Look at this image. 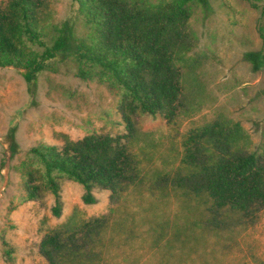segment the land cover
Masks as SVG:
<instances>
[{
	"label": "rangeland",
	"instance_id": "1",
	"mask_svg": "<svg viewBox=\"0 0 264 264\" xmlns=\"http://www.w3.org/2000/svg\"><path fill=\"white\" fill-rule=\"evenodd\" d=\"M131 1L153 6L170 0ZM209 1V12L190 6L193 46L176 63L182 87L176 116L169 123L161 116L134 117L136 133L126 143L137 178L118 200L94 189L95 203L85 204L84 188L63 181L61 215L54 217V197L28 201L17 170L38 145L60 148L65 138L126 134L119 97L97 81L76 78L75 64L61 58L32 86L20 71L0 68V264H48L39 254L47 235L61 230L66 238L102 217L106 222L98 235L77 237L83 256L64 264H264V210L251 223L214 211L206 197L174 183L183 139L216 120L240 124L248 151L264 156V70L254 73L243 59L262 48L257 28L264 26V0L258 10L244 0ZM52 8L55 23L71 17L76 36L90 37L73 0H54Z\"/></svg>",
	"mask_w": 264,
	"mask_h": 264
},
{
	"label": "trees",
	"instance_id": "2",
	"mask_svg": "<svg viewBox=\"0 0 264 264\" xmlns=\"http://www.w3.org/2000/svg\"><path fill=\"white\" fill-rule=\"evenodd\" d=\"M244 1L256 10L263 2ZM53 2H0V68L20 71L32 86L39 74L51 70L52 60L70 61L76 78L97 81L119 97L126 130L123 136L90 135L75 142L65 138L60 148L38 145L28 151L17 170L26 199L52 195L51 212L59 217L63 181L84 188L85 204L95 203L94 189L118 200L136 181L137 162L126 143L136 133L134 117L161 116L168 123L174 119L182 93L176 63L183 62L193 46L190 6L209 12L211 5L209 0H170L153 6L131 0H73L91 30L83 40L76 36L71 17L55 23ZM257 30L262 48L243 56L254 73L264 70V26ZM6 137L15 154L14 133ZM248 139L240 124L227 120L191 129L182 142L181 172L174 183L197 198L206 197L216 212H233L254 222L264 210V156L248 151ZM105 222L104 217L93 219L66 238L61 230L53 231L41 241L40 256L48 264L76 261L83 256L77 237L98 235Z\"/></svg>",
	"mask_w": 264,
	"mask_h": 264
},
{
	"label": "crops",
	"instance_id": "3",
	"mask_svg": "<svg viewBox=\"0 0 264 264\" xmlns=\"http://www.w3.org/2000/svg\"><path fill=\"white\" fill-rule=\"evenodd\" d=\"M1 1V0H0Z\"/></svg>",
	"mask_w": 264,
	"mask_h": 264
}]
</instances>
